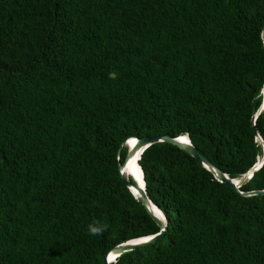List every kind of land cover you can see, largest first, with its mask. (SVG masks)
<instances>
[{"label": "trees", "instance_id": "1", "mask_svg": "<svg viewBox=\"0 0 264 264\" xmlns=\"http://www.w3.org/2000/svg\"><path fill=\"white\" fill-rule=\"evenodd\" d=\"M264 0H0V264H264ZM124 144L121 146V144ZM242 192V193H241ZM107 226L89 235L87 226Z\"/></svg>", "mask_w": 264, "mask_h": 264}, {"label": "water", "instance_id": "2", "mask_svg": "<svg viewBox=\"0 0 264 264\" xmlns=\"http://www.w3.org/2000/svg\"><path fill=\"white\" fill-rule=\"evenodd\" d=\"M262 109H264V95H263V100H262L261 106L259 107L258 112H260ZM184 138H187L188 143L183 142ZM134 140H135L134 145H132L130 147L131 149H130L126 159L124 160L123 164L120 167L121 176H122V172L124 170H126L127 162L130 158H133L136 154L139 157L140 153L146 147H148L151 144L156 143V142H168V143L179 146L180 148L184 149L189 154H191L193 157L197 158L200 163H202L203 165L208 167V169L210 171H212L218 177V179H220L222 182L228 184L229 186L236 188L237 190H238L239 186L249 178L250 173H252L254 170H256V167L252 168L250 171H248L247 173L242 175V177L240 179H238V181H236V179H231L226 173H224L217 166L212 164L202 153H200L198 151V149L195 148L191 144V141L188 138V136H177L175 138V137H172L170 135H154V136H146V137H142V138H138V139L134 138ZM123 144H124V142L121 144V146ZM140 171H141V169H140ZM131 177L136 182V185H133L132 183H130L128 180L125 179L127 186L130 189L136 191L140 195L141 202L145 205V207L148 209L151 216L154 218V220L158 223V225L163 230L161 231V233L159 235L149 236V237H153V239H151V240L148 239L149 237L133 239V240H129L128 242H125L119 246L112 248L109 252H107L104 255V264H110L111 259H113L114 257H117L118 254L133 250L137 247L144 246V245H147V244L155 241L165 231V223H164L165 219L161 220L156 215L154 208L157 210H159V209L149 200V198L146 195L142 171H141V183L137 180V178L134 177L133 174H131ZM263 193H264V190H253V191L244 192L242 194H244V195H255V194H263ZM159 212H161V211L159 210ZM138 241L142 242V243H137ZM112 256H113V258H111Z\"/></svg>", "mask_w": 264, "mask_h": 264}, {"label": "bare ground", "instance_id": "3", "mask_svg": "<svg viewBox=\"0 0 264 264\" xmlns=\"http://www.w3.org/2000/svg\"><path fill=\"white\" fill-rule=\"evenodd\" d=\"M134 138L132 140V144L134 142ZM138 155L136 154L133 158H130L127 162V166H126V171H129L130 174H133L135 178H137V180L141 183V171H140V167L138 166L137 160H138ZM134 191V190H133ZM136 192V191H134ZM137 193V192H136ZM138 194V193H137ZM155 213L159 210L154 208ZM161 213V212H160Z\"/></svg>", "mask_w": 264, "mask_h": 264}, {"label": "clouds", "instance_id": "4", "mask_svg": "<svg viewBox=\"0 0 264 264\" xmlns=\"http://www.w3.org/2000/svg\"><path fill=\"white\" fill-rule=\"evenodd\" d=\"M87 230L89 235L97 236L102 235L108 229L106 225H101L99 222H93L87 226Z\"/></svg>", "mask_w": 264, "mask_h": 264}, {"label": "snow or ice", "instance_id": "5", "mask_svg": "<svg viewBox=\"0 0 264 264\" xmlns=\"http://www.w3.org/2000/svg\"><path fill=\"white\" fill-rule=\"evenodd\" d=\"M183 142H184V143H188L187 138H184V141H183ZM133 143H135V142H133ZM156 215H157L161 220H164V219H165V217L163 216V214L160 213L159 211L156 212ZM157 235H159V233H158ZM148 239L151 240V239H153V237H149ZM137 243H142V242H139V241H138Z\"/></svg>", "mask_w": 264, "mask_h": 264}, {"label": "rangeland", "instance_id": "6", "mask_svg": "<svg viewBox=\"0 0 264 264\" xmlns=\"http://www.w3.org/2000/svg\"><path fill=\"white\" fill-rule=\"evenodd\" d=\"M132 140H133V139H129V140L126 141V144H127L129 147L132 146V145H131V144H132V143H131ZM133 145H134V143H133ZM127 172L129 173V171H127ZM129 174H130V173H129ZM130 175H131V174H130ZM236 181H238V179H236ZM135 193H136V192H135ZM136 194H137V193H136ZM160 233H161V232H160ZM160 233H159V234H160ZM111 258H113V256H112ZM114 258H115V257H114ZM114 258H113V259H114ZM113 259H111V261H112Z\"/></svg>", "mask_w": 264, "mask_h": 264}]
</instances>
